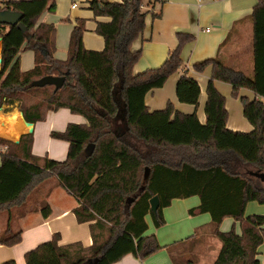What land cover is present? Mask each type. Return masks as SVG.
I'll use <instances>...</instances> for the list:
<instances>
[{
    "label": "trees",
    "instance_id": "16d2710c",
    "mask_svg": "<svg viewBox=\"0 0 264 264\" xmlns=\"http://www.w3.org/2000/svg\"><path fill=\"white\" fill-rule=\"evenodd\" d=\"M145 2L165 0H90L88 8L96 20L94 32L104 41L101 50L83 46L84 20L77 19L71 30L67 57L54 56L55 25L37 23L40 15L55 11V0H1L0 10L18 11L22 18L15 25L0 23V104L5 97L20 102L29 123L43 120L47 111L67 108L84 117V123H69L51 136L82 145L66 162L48 165L45 158L31 153L32 134L7 145V154L37 165L18 192L0 201V215L6 227L3 243L14 235V219L33 211L32 194L46 179L55 177L76 201L73 213L79 223L88 222L92 244L79 242L58 245L54 252L61 264H113L126 254L143 259L160 249L155 235L147 231L146 215L158 228L164 225L163 209L173 199L198 196V206L189 214L208 213L212 233L221 247L212 264H260L257 248L264 242V214L244 216L250 201L264 204V0H257L250 15L253 33V71L248 76L229 67L218 57L196 62L202 71L211 65L206 86L205 122L196 113L185 114L171 102L151 111L145 95L163 86L167 78L183 66L181 47L193 36L177 33V46L158 67L134 74L133 64L141 54L133 48L145 28L148 14L157 17ZM144 6V8H143ZM34 53V65L21 70L19 54ZM64 76L61 87L36 86L44 76ZM231 85L232 95L240 88L257 98L240 97L243 116L252 125L248 132L226 127L225 98L215 81ZM179 102L198 104V82L183 72L176 81ZM159 199L155 213L149 199ZM44 217L50 213L40 203ZM225 217L239 221L221 231ZM189 264L193 261L189 260Z\"/></svg>",
    "mask_w": 264,
    "mask_h": 264
},
{
    "label": "crops",
    "instance_id": "0c3cea01",
    "mask_svg": "<svg viewBox=\"0 0 264 264\" xmlns=\"http://www.w3.org/2000/svg\"><path fill=\"white\" fill-rule=\"evenodd\" d=\"M89 1L55 0V11H45L38 18L37 23L55 25V58L63 60L67 57L70 33L77 19L85 21L83 46L89 50H101L104 47L103 38L94 32V28L96 20L108 18L94 17L88 8ZM256 2L257 0H165L163 4L154 5L145 2V8L159 15L146 16L144 31L133 43V48L141 49L140 57L132 67L134 74L162 64L169 51L177 46L178 32H187L193 36L191 41L181 47L183 66L171 74L163 86L145 95L144 101L149 110L164 109L171 102L175 110L185 114L195 112L199 122L204 123L206 86L212 66L208 65L202 71H197L193 65L198 61L218 57L229 67L237 68L248 76L252 75L253 33L250 15ZM74 4L75 7L72 8L71 5ZM19 60L21 70L31 69L34 65L33 51H21ZM183 72H187L199 84L200 95L196 106L181 103L176 97V81ZM214 83L225 98L226 127L230 130L250 131L252 125L243 116L240 97L253 99L257 96L245 88H240L237 95L233 96L230 84L219 80ZM84 122L83 116L72 113L67 108H59L47 111L43 120L29 123L24 119L18 100L3 98L0 104V201L15 195L31 174L39 169L37 165L8 155L7 145L2 142L17 143L22 135L32 134L33 155L45 158L48 165L63 163L79 152L82 145L54 138L51 132L63 131L69 123ZM32 199L31 207L36 209L14 219L11 227L14 235L5 242H0V264H61L53 249L55 241L58 245L79 242L87 247L92 244L89 223H79L73 213L77 206L76 199L55 177L43 181ZM43 201L50 208L47 217L40 211V203ZM199 203L200 199L196 195L173 199L163 209L165 223L158 228L153 226L151 216L146 215L145 234L155 235L160 249L143 259L129 253L113 264H179L178 258L190 259L194 254L201 256L197 264L199 260L200 264H212L221 243L212 233L213 225L208 213L189 214V209ZM248 214H264V204L248 202L244 216ZM6 221V217L0 215V235L6 227ZM218 228L223 231L234 228L235 232L241 233L240 222L231 217H225ZM190 242L192 245H188ZM257 252L261 264L264 259V242L258 246ZM195 261L192 264H196Z\"/></svg>",
    "mask_w": 264,
    "mask_h": 264
},
{
    "label": "water",
    "instance_id": "95a60500",
    "mask_svg": "<svg viewBox=\"0 0 264 264\" xmlns=\"http://www.w3.org/2000/svg\"><path fill=\"white\" fill-rule=\"evenodd\" d=\"M22 18V14L18 11L11 10H0V23H5L7 25H15ZM65 80L64 76H44L36 80L33 84L36 86H44L46 84H53L55 87H61ZM150 211L155 213L159 206V199L155 195L149 199Z\"/></svg>",
    "mask_w": 264,
    "mask_h": 264
},
{
    "label": "rangeland",
    "instance_id": "374dc122",
    "mask_svg": "<svg viewBox=\"0 0 264 264\" xmlns=\"http://www.w3.org/2000/svg\"><path fill=\"white\" fill-rule=\"evenodd\" d=\"M33 196H34V193L32 194V198H33ZM31 202H32V200H31ZM253 202H254V201H253ZM257 204H259V203H257ZM262 205H263V204H262ZM248 215H250V214H248ZM257 215H263V214H257ZM220 230H221V229H220ZM221 231H223V230H221ZM188 245H192L191 242L188 243ZM174 254H175V253H174ZM199 257H201V256H200V255L197 256V255L194 254V256H193L192 258H190V259H189V258H188V259H186V258H185V259H183V258H182V259L178 258L179 260H177V262H178L179 264H180V263L188 264V260H193V261L196 260L195 262H196V264H197V261H198V258H199ZM196 258H197V259H196ZM261 262H262L261 264H264V259H262ZM200 263H201V261L199 260V263H198V264H200Z\"/></svg>",
    "mask_w": 264,
    "mask_h": 264
},
{
    "label": "built area",
    "instance_id": "2783aa9c",
    "mask_svg": "<svg viewBox=\"0 0 264 264\" xmlns=\"http://www.w3.org/2000/svg\"><path fill=\"white\" fill-rule=\"evenodd\" d=\"M71 7L73 8V7H75V4L74 5H71ZM143 8H144V6H143ZM206 30H209L208 28H206Z\"/></svg>",
    "mask_w": 264,
    "mask_h": 264
},
{
    "label": "bare ground",
    "instance_id": "6f19581e",
    "mask_svg": "<svg viewBox=\"0 0 264 264\" xmlns=\"http://www.w3.org/2000/svg\"><path fill=\"white\" fill-rule=\"evenodd\" d=\"M19 114V113H18ZM19 116V115H18ZM16 118V117H15ZM19 122V121H18Z\"/></svg>",
    "mask_w": 264,
    "mask_h": 264
}]
</instances>
